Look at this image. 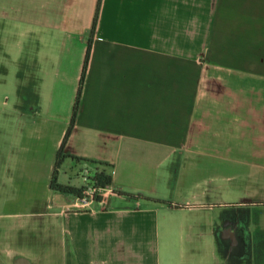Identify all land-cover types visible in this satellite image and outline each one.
<instances>
[{
    "label": "crops",
    "instance_id": "obj_1",
    "mask_svg": "<svg viewBox=\"0 0 264 264\" xmlns=\"http://www.w3.org/2000/svg\"><path fill=\"white\" fill-rule=\"evenodd\" d=\"M99 1L0 0L11 145L47 181L31 212L41 236L9 237L0 221V264H264V194L228 206L240 220L231 241L216 231L209 178L197 177L213 156L264 170V0H101L92 36ZM91 36L57 182L81 188L65 166L91 167L112 176L113 193L75 211L52 178ZM216 235L238 251L209 253Z\"/></svg>",
    "mask_w": 264,
    "mask_h": 264
},
{
    "label": "rangeland",
    "instance_id": "obj_2",
    "mask_svg": "<svg viewBox=\"0 0 264 264\" xmlns=\"http://www.w3.org/2000/svg\"><path fill=\"white\" fill-rule=\"evenodd\" d=\"M0 56H2L1 46ZM5 64L7 68L4 67ZM5 64H0V213L4 214L0 221L6 224V234L9 237H14L16 232L18 236L30 240L32 237L42 234L41 226L35 229L34 221L38 218L34 217L31 212L37 205V200H45L43 189L47 181L43 177L42 166L38 165L34 169L31 168V165L21 161L22 157L31 158L33 155H27L24 152L21 156L20 149L17 155V149L11 145L13 143L11 132L14 131L16 121L15 64L9 61ZM199 166H203V170L197 175L199 181L207 177L210 186L214 188L212 201L215 204L213 218L216 222V231L223 235L229 230L231 241L235 238L239 239L238 224L240 220L238 217L228 215V206L240 205L244 200L245 191L247 193L248 191H258L260 194H264V170L254 165L242 164L218 156L202 160ZM65 169L68 175L73 176L75 182H82L81 176L85 172L95 173L91 167L80 169L78 167L69 168L66 165ZM12 226L15 227L13 230ZM11 245L16 246L14 243ZM19 246L27 248L29 244L17 245V247ZM208 247L209 253L213 249L215 253L219 251L224 253L229 249L233 253L238 251L237 247H232L228 241L217 240V235L214 244L210 242ZM57 249L61 251L60 242ZM55 264H60L58 259ZM214 264L223 263L216 259ZM226 264L233 263L227 262Z\"/></svg>",
    "mask_w": 264,
    "mask_h": 264
},
{
    "label": "trees",
    "instance_id": "obj_3",
    "mask_svg": "<svg viewBox=\"0 0 264 264\" xmlns=\"http://www.w3.org/2000/svg\"><path fill=\"white\" fill-rule=\"evenodd\" d=\"M100 4H101V0L99 1L98 7H97V11H96V15L94 18V23H93V27H92V36L93 33L95 31L96 28V23H97V18H98V13H99V9H100ZM92 36L90 37L89 41H88V46H87V50H86V55L84 58V62H83V67H82V73H81V77H80V81H79V87H78V91H77V95H76V99H75V103H74V107H73V113H72V118H71V122H70V126L65 134V137L63 139V142L61 144L60 149L57 152L56 155V163H55V171L53 174V178H52V187L55 190L61 191V192H65V193H69V194H74V193H79L80 192V188H75L69 185H65V184H61L57 182V174H58V169L62 166L63 162L65 161L66 158L72 157V155L66 154L64 152L65 150V145L66 142L72 132L73 126L76 122L78 113H79V109H80V103H81V98H82V92H83V86H84V82H85V78H86V71L88 68V64H89V59H90V54H91V50H92ZM76 158V157H75ZM78 160H82L79 158H76ZM95 178L97 180V183L99 186L101 187H106V186H110L112 183V176L110 174H108L105 170L102 171H97L95 174Z\"/></svg>",
    "mask_w": 264,
    "mask_h": 264
},
{
    "label": "built area",
    "instance_id": "obj_4",
    "mask_svg": "<svg viewBox=\"0 0 264 264\" xmlns=\"http://www.w3.org/2000/svg\"><path fill=\"white\" fill-rule=\"evenodd\" d=\"M96 173H83L82 186L79 193H74L65 202L68 208L75 211H86L93 209L97 202L105 201L108 194L113 193L110 186L101 187L95 178Z\"/></svg>",
    "mask_w": 264,
    "mask_h": 264
},
{
    "label": "flooded vegetation",
    "instance_id": "obj_5",
    "mask_svg": "<svg viewBox=\"0 0 264 264\" xmlns=\"http://www.w3.org/2000/svg\"><path fill=\"white\" fill-rule=\"evenodd\" d=\"M226 235H229L228 230L225 232Z\"/></svg>",
    "mask_w": 264,
    "mask_h": 264
}]
</instances>
